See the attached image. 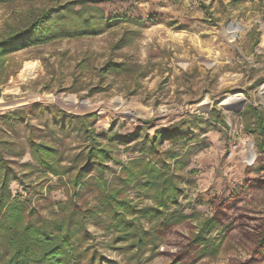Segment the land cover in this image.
Returning a JSON list of instances; mask_svg holds the SVG:
<instances>
[{
    "label": "rangeland",
    "instance_id": "1",
    "mask_svg": "<svg viewBox=\"0 0 264 264\" xmlns=\"http://www.w3.org/2000/svg\"><path fill=\"white\" fill-rule=\"evenodd\" d=\"M71 3L78 4L75 11L85 8L95 16L96 30L100 18L114 21L111 28L95 36L76 34L85 29L83 21L67 14L61 35L63 18L55 12ZM45 14L51 18L24 41L27 47L7 57L0 74L8 78L0 86V105L7 107L0 106V116L54 106L78 116L95 114L98 134L112 126L114 133L129 137L142 127L141 138L183 122L181 136L159 147L166 159L181 157L173 167L182 190L180 207L166 210L175 212L172 226L155 248L136 252L90 220L95 264H264V248L257 247L264 235V150H257L241 117L246 105L264 112V0H0V40L9 31L27 30ZM111 61L123 64V70L102 74ZM213 109L220 111L215 122L210 121ZM52 114L37 108L31 117L0 118V153L17 175L9 184L11 196L25 201L34 219L60 216L67 178L34 163L29 138L61 143L67 157L82 141L68 131L43 128L46 118L54 123ZM127 147L114 152L117 162L137 156ZM108 166L110 183L119 165ZM122 195L138 209L155 206L132 188ZM76 202L86 209L96 206L87 188ZM214 217L218 227L205 231L204 244L194 245L204 222ZM150 219L140 220L143 229L159 223Z\"/></svg>",
    "mask_w": 264,
    "mask_h": 264
},
{
    "label": "trees",
    "instance_id": "2",
    "mask_svg": "<svg viewBox=\"0 0 264 264\" xmlns=\"http://www.w3.org/2000/svg\"><path fill=\"white\" fill-rule=\"evenodd\" d=\"M77 5L71 3L55 12L63 18L60 22L61 35H65L67 29V14L77 15L78 19L83 21L82 27L85 29L76 34L95 36L111 28L110 24L114 21L100 18L101 29L96 30L95 16L87 14L85 8L75 11ZM93 10L101 14L99 9ZM48 17L51 18L49 14H45L33 21L29 28L21 33L9 31L0 40V74L7 57L25 49L27 45L24 41L38 30ZM123 68V64L111 61L104 65L101 72L104 75L117 74ZM2 76L0 86L8 82V78ZM37 108L44 114L53 113L54 123L46 118L42 123L43 128L50 130L53 126L59 128L62 133H73L82 140L81 146L76 154L67 157L61 143L49 144L39 142L33 137L29 138L30 156L34 163L45 173L67 178L66 202L60 205V216L54 219H34V213L26 207L25 201L12 198L9 184L17 179V175L0 153V264H95L97 252H92V234L87 228V222L90 220H93L94 225L99 222L104 224L106 230L115 235L113 241L124 244L127 251L139 252L146 247L155 248L156 241L163 238L172 226L171 220L175 212L167 215L166 210H177L182 194L179 178L173 172V167L179 166L181 157L174 155L166 159L159 147L181 136L183 122L157 130L154 137L148 133L141 138L139 134L143 131L142 127H138L129 137L114 133L112 126L106 134H98L95 129V114L78 116L54 106L18 109L0 118L17 115L31 117ZM216 111L219 110L213 109L210 114L212 122H215L213 116ZM241 117L246 132L256 139L257 150L262 152L264 112L260 107L246 105ZM140 123L150 124L145 120H140ZM219 124L226 126L224 117H220ZM137 141L139 144L127 147ZM120 146L127 147V151L137 156L125 163L117 162L114 152ZM168 160H176V163L171 164ZM110 163L119 165V173L113 172L109 183L105 174L111 170L108 166ZM83 188H87L88 193L95 197L96 206L92 209H86L76 202ZM126 188L144 193L155 206L138 209L132 200L123 197L122 193ZM149 217L152 220L159 219V223L152 225L150 230H145L139 222ZM217 227V217L207 219L199 234L192 239V243L196 246L204 244L205 231L208 229L211 232ZM262 237L257 243L258 248H264V235ZM91 252L90 258L86 259Z\"/></svg>",
    "mask_w": 264,
    "mask_h": 264
},
{
    "label": "bare ground",
    "instance_id": "3",
    "mask_svg": "<svg viewBox=\"0 0 264 264\" xmlns=\"http://www.w3.org/2000/svg\"><path fill=\"white\" fill-rule=\"evenodd\" d=\"M28 78V75L24 78L25 80ZM3 102V101H2ZM1 100H0V103H2ZM1 107H7L5 104H1L0 105Z\"/></svg>",
    "mask_w": 264,
    "mask_h": 264
},
{
    "label": "water",
    "instance_id": "4",
    "mask_svg": "<svg viewBox=\"0 0 264 264\" xmlns=\"http://www.w3.org/2000/svg\"><path fill=\"white\" fill-rule=\"evenodd\" d=\"M230 108H231V107H230ZM230 108L226 107L225 109H226V110H230Z\"/></svg>",
    "mask_w": 264,
    "mask_h": 264
}]
</instances>
